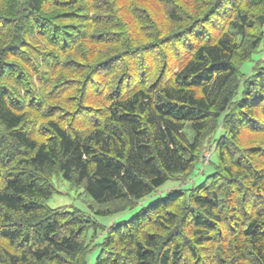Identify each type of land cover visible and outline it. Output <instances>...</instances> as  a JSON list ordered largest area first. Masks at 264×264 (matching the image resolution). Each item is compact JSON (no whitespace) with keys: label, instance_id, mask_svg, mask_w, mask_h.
Masks as SVG:
<instances>
[{"label":"trees","instance_id":"1","mask_svg":"<svg viewBox=\"0 0 264 264\" xmlns=\"http://www.w3.org/2000/svg\"><path fill=\"white\" fill-rule=\"evenodd\" d=\"M263 26L264 0H0V264H264ZM53 177L101 217L183 185L105 227Z\"/></svg>","mask_w":264,"mask_h":264},{"label":"rangeland","instance_id":"2","mask_svg":"<svg viewBox=\"0 0 264 264\" xmlns=\"http://www.w3.org/2000/svg\"><path fill=\"white\" fill-rule=\"evenodd\" d=\"M151 12L157 14L158 8L155 6L150 7ZM156 21V17H155ZM264 31V26H263ZM264 58V44H262L258 51L251 56L249 61L244 62L240 66V78L248 77L251 73H253L255 63L262 60ZM40 59L39 61H42ZM242 88V84L240 85V91ZM212 154V150L204 149L203 156H210ZM212 161L215 160L214 155L211 157ZM209 162L204 160L202 163H197L189 175V180L184 184V188H191L193 186H197L204 181L207 175L212 173V166L208 165ZM53 184L56 189V193L48 200L47 205L50 208H65L67 210L77 209L84 214H90L88 204L86 203V198L84 194H82V190H76L70 186V184L66 181L58 179L57 177H53ZM183 185L182 182H174L169 181L165 183L161 188H159L151 197L145 198L141 201L135 209L126 211L122 214H117L114 216L101 217V216H93L91 217L98 221L105 227H108L112 224H116L119 222H124L129 220L133 214H135L138 209L143 206L155 201L156 199L164 197L165 193L169 192L172 189H179ZM102 235H99L97 238V242L101 240ZM99 247L92 249L88 256V264H94V260L99 252Z\"/></svg>","mask_w":264,"mask_h":264}]
</instances>
